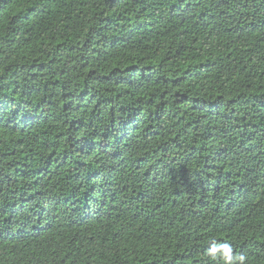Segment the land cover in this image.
<instances>
[{"label": "trees", "instance_id": "1", "mask_svg": "<svg viewBox=\"0 0 264 264\" xmlns=\"http://www.w3.org/2000/svg\"><path fill=\"white\" fill-rule=\"evenodd\" d=\"M0 264H264V0H0Z\"/></svg>", "mask_w": 264, "mask_h": 264}]
</instances>
